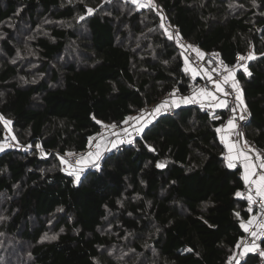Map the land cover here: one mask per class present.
Segmentation results:
<instances>
[{"label": "trees", "instance_id": "1", "mask_svg": "<svg viewBox=\"0 0 264 264\" xmlns=\"http://www.w3.org/2000/svg\"><path fill=\"white\" fill-rule=\"evenodd\" d=\"M156 1L184 39L226 64L253 50L251 75L239 72L237 81L251 116L246 136L264 149V0ZM160 25L152 9L135 11L126 0H0V117L31 146L0 151V264L232 258L245 232L240 223L254 208L236 196L244 182L239 168L226 166L215 131L223 120L182 106L103 156L78 183L52 153L83 151L102 125L188 90L190 75ZM74 43L86 65L59 67ZM29 52L35 56L21 58ZM4 129L0 122V144ZM49 226L57 238L42 243ZM258 246L264 250V236ZM240 264L260 257L248 252Z\"/></svg>", "mask_w": 264, "mask_h": 264}, {"label": "built area", "instance_id": "2", "mask_svg": "<svg viewBox=\"0 0 264 264\" xmlns=\"http://www.w3.org/2000/svg\"><path fill=\"white\" fill-rule=\"evenodd\" d=\"M153 12L158 16L160 19L161 23V16L158 15V12L163 15L165 18L163 23L165 25V29L168 30V33L173 36V39H169L174 47L178 50L179 54L181 55L185 67V58H187L191 62V66L197 68V70L203 69V71H198V75L195 80L192 79L191 73L189 72L188 74L190 75L191 78V85L189 86L188 90L184 93H181L177 90L170 91L166 93L159 101L156 103H153L151 105H148L144 107L142 110L131 116L130 118H137L141 117V114L143 113V119L139 120V122L135 119H129L126 118L122 123L116 124L115 127H111L112 125H103L102 130L94 135H91L88 138L86 148L83 151L72 153L73 155L64 157L65 155H60L59 153L52 151V153L57 157V159L61 163V158H63L67 163L62 164L61 163V169H66L62 170V172L70 177V178H75L74 176L68 175V171L71 170L73 167H83V172L81 173V178L86 176L88 173L94 171L96 167L90 162L88 153H96L98 150L101 152V157L97 161V163H100V160L102 159L103 156H105L108 153L115 152L119 147L124 146V145H130L132 144L136 139H138L141 135L142 132L137 133L136 129L140 127L141 124L144 123L145 120L151 119V123L156 121L157 118H159L162 115H172L174 111H176L178 108L182 106H195L201 109L200 105L198 103H189V104H184L181 101V98L183 97H191L194 92L198 91L201 88H207L210 91H215L214 85L211 81L208 80L207 76L204 75V72H207L209 75L212 76L213 80H219L221 77L217 75V71H214V69H217L221 72L222 75H226L227 73L223 72V66L227 65L229 68H233V66H236L238 64L237 57H235L234 63L232 65L226 64L223 60L220 59L217 53H210V52H205L195 46H193L189 41L184 39L180 31L177 27L172 25L168 17L165 16L163 13L162 9L159 7L157 10H153ZM179 34L180 37V43L178 44L175 35ZM168 37V35H167ZM188 45L193 46L192 48H187ZM193 49H199L200 52L204 53L203 59H199L196 56V53ZM249 52L253 53L252 49L247 50L245 53L240 54L243 56H247ZM183 53V55H182ZM222 62V63H218ZM250 61L247 62V67ZM245 62L244 61H239V64L243 65ZM239 72H244L242 68H238L235 70V77L237 80V74ZM239 83V82H238ZM240 86V91H241V99H242V89L241 85ZM225 90L230 93L229 96L227 97H221L222 99H227L228 101V108H214L210 106L207 102H205V107L201 109L204 112H207L210 116V120L217 122V121H222L223 123H227L228 119L232 118L233 116L237 117L236 123L238 125V131L243 134L242 139H238V137L235 135L234 137V142H238L239 145L242 147L245 142H247L248 145L252 147V152L249 154L252 156L254 159L255 163V157L256 155H261V158L264 159V149L260 148L257 146L252 140L247 138L246 136V129L250 121V111L248 107L244 103V107L247 109L246 112H241L240 108L237 107L238 101L236 100L235 92L233 89L230 87V85H223ZM217 96H220L219 93H216ZM243 100V99H242ZM165 101H168V103L165 105V108L161 109V113L156 115L155 118L152 117V111L154 108H156L158 105H161ZM173 101L179 102V106L175 107L173 106ZM244 102V101H243ZM237 107V110L235 113L231 111V108ZM241 115H244L245 119L240 120L239 117ZM219 117V118H216ZM127 120V123L125 121ZM151 123L147 124L150 125ZM146 126V127H147ZM145 127V128H146ZM144 128V129H145ZM3 136L5 139V142L3 141L2 145H4V148L8 150H17V151H22V152H29L31 150V146L29 144H20L17 141L13 139L12 133L9 129L5 128L3 132ZM126 140H131L132 143H126ZM113 141H119L118 147L113 148L112 147V142ZM100 145L99 149L97 148V145ZM5 148V149H6ZM83 158L84 163L82 165H78L77 162L80 161ZM259 171V168L257 169ZM241 193L243 194V198L247 199L248 195V189L243 187L241 190ZM254 195V192H253ZM256 202L253 203V208H254V217L255 220L258 222L262 218H264V208H262L261 203L259 202V197H255ZM255 230V225L250 227L249 232H244V235L240 239V241L237 244L236 251L232 258L226 263V264H237V261H239V264L245 259L244 256H240L239 253L242 252L245 248V246L251 247L252 242L254 238L251 236V231ZM256 244V240L254 241ZM239 245V247H238ZM256 246V245H255ZM255 253H257L260 257V264H264V256H262L260 253L264 252V250L260 249L259 246L257 245L255 247Z\"/></svg>", "mask_w": 264, "mask_h": 264}, {"label": "snow or ice", "instance_id": "3", "mask_svg": "<svg viewBox=\"0 0 264 264\" xmlns=\"http://www.w3.org/2000/svg\"><path fill=\"white\" fill-rule=\"evenodd\" d=\"M132 4H134L137 9L140 8H150L152 10L157 9V5L153 2V0H130ZM94 9L87 8L86 12L88 15H91L93 13ZM158 15L161 16V28H165V25L163 23L164 17L162 14L158 12ZM80 20L85 19V17L82 15L79 17ZM165 34L168 35V39H173V36L168 33V30L165 29ZM175 39L177 43H180V37L177 33L175 35ZM193 46L188 45L187 48H192ZM196 53V56L199 59H203L204 53L200 52L199 49H193ZM183 55V53H182ZM255 55L252 52H249L247 56L238 55L237 60L238 64L236 66H233V68H229L227 65L223 66V72L227 73L226 75H222L221 72L217 69H214V71H217V75L221 78L219 80H213L212 76L209 75L207 72H204V75L207 76L208 80L211 81L214 85L215 91H210L207 88H201L198 91L194 92V94L191 97H183L181 98L182 103L189 104V103H198L203 109L205 107V102H207L210 106L214 108H228V101L227 99H222L221 97H227L230 95L229 92L225 90L223 85H230V87L235 92L236 100L239 102L237 107L240 108L241 112H246L247 109L244 107V102L241 99V91L238 81L235 77V70L238 68H242V70L247 75H251V73L248 70L247 62L255 59ZM239 61H244L245 63L243 65L239 64ZM222 63V62H218ZM186 73H191L192 79L195 80L198 71H203V69L197 70V68L191 66V62L185 58V67L183 69ZM23 79V78H21ZM216 93H219L220 96H217ZM168 103V101H165L161 105H158L156 108L152 111V117L155 118L156 115L161 113V109L165 108V105ZM173 106L178 107L179 102L173 101ZM237 107L231 108V111L233 113L236 112ZM219 118V117H216ZM129 119H135L139 122V120L143 119V113L141 114V117L137 118H129ZM237 117L233 116L232 118L228 119L226 125L224 127H218L215 129L216 133L219 134V139L221 143L224 146V149L226 151V155L224 156V160L226 161V166L230 169L235 168L237 166V163H239V166L243 169L241 179L244 182L245 187L248 189V195H247V201L249 205V211H251V206L253 203L256 202L255 197H259V202L261 203L262 208H264V159L261 158V155H256L255 160L256 163L253 162L252 158L249 156L248 153L252 152V147L245 142V144L241 147L238 142H233L232 136L235 134L238 139H242L243 134L238 131V125L235 122ZM240 120L245 119L244 115H241L239 117ZM0 120H3L5 126L7 127L9 124H11V121L4 120L3 117H0ZM151 119L145 120L143 124L140 125L139 128L136 129L137 133H140L144 130V128L147 126V124L151 123ZM99 123V122H98ZM127 123V120L125 121ZM111 127H115V125H112ZM15 139V137H13ZM126 143H132L131 140H126ZM119 141H113L112 147L116 148L118 147ZM37 148L40 147V145H36ZM100 145H97V148L99 149ZM4 150V145L0 144V151ZM66 156L73 155L72 153H66ZM264 155V154H262ZM88 157L90 162L99 169V164L97 161L101 157V152L98 150L96 153H88ZM61 163L66 164L67 162L61 158ZM84 163L83 158L77 162L78 165H82ZM158 168L164 167L163 164H157ZM259 168V171L257 170ZM66 170V169H62ZM83 172V167H73L71 170L68 171V175L75 177V182H80L81 179V173ZM254 192V195H253ZM237 197H242L243 194L241 192L236 193ZM237 216L239 214L237 213ZM255 225V230L251 231V236L254 238L251 247L245 246L244 250L239 253L240 256H244L246 253L254 251L255 250V243L254 241L256 239H259L261 236H264V218H262L260 221H256L255 218H250L247 220V222L241 221L240 227L245 231L249 232L250 227ZM56 236L48 237L46 236L45 239L55 240ZM239 247V245H238ZM191 251V250H189ZM262 256H264V252L260 253ZM237 264H239V261H237Z\"/></svg>", "mask_w": 264, "mask_h": 264}, {"label": "rangeland", "instance_id": "4", "mask_svg": "<svg viewBox=\"0 0 264 264\" xmlns=\"http://www.w3.org/2000/svg\"><path fill=\"white\" fill-rule=\"evenodd\" d=\"M126 1H127V3H130V5L134 8L135 11H140V10H143V9H150V8H147V7L137 9V7H136L134 4H132V3L130 2V0H126ZM153 2L157 5V9H158V8H159V4L157 3V1H156V0H153ZM157 9H156V10H157ZM31 35H32V33L28 35V39H29V37H30ZM77 48L80 49V47L74 43L70 49H67V50L65 51L64 56L61 57L60 60H59V61H56L55 63H56L59 67H66L68 64H71V63H74V64H75L76 66H78V67H80V66L84 67V66L86 65V63H84L83 58H82V56L80 55L81 53H79L80 51L77 50ZM1 55H2V53L0 52V60L3 58V57L1 58ZM29 56H35V54H33L32 52H29V53L27 54V56L21 55V58L26 59V61H29V59H30ZM34 58H36V57H34ZM34 58H33V60H35ZM35 62H36V61H35ZM35 62H32L33 65H30L31 69H32L33 67H35V66L38 65V64H36L37 62H36V63H35ZM25 67H27V66H25ZM28 67H29V65H28ZM56 68H57V67H56ZM57 69H58V68H57ZM160 99H161V98H160ZM160 99H159V100H160ZM159 100H158V101H159ZM128 118H130V117H128ZM4 120H6V119H4ZM0 122L2 123V125H3L5 128L11 130V124H9V125L6 127L5 124H4V122H3V120H0ZM102 126H103V125H102ZM13 137H14V136H13ZM234 137H235V136H234ZM14 140L17 141L16 138H15ZM17 142H18V141H17ZM5 148H6V146H5ZM6 149H7V148H6ZM40 151L44 154V150H43V149H40ZM64 157H67V156L65 155ZM58 161H59V160H58ZM49 223H53V220H51V222H49ZM49 228H50V232L48 231V232L43 236V239H42L40 242L44 243V242H51V241H53V240H50V239H45L46 236H48V237L56 236V237H57V233H53L52 227L49 226ZM255 245H256V246L258 245V239H256V244H255ZM26 252H27V247H25V254H23V255L21 254V255L25 257V256H26ZM17 258H18V257H15V259H17Z\"/></svg>", "mask_w": 264, "mask_h": 264}, {"label": "crops", "instance_id": "5", "mask_svg": "<svg viewBox=\"0 0 264 264\" xmlns=\"http://www.w3.org/2000/svg\"><path fill=\"white\" fill-rule=\"evenodd\" d=\"M224 125H226L225 123H223L222 124V126L221 127H224ZM234 136H235V134H233V136H232V140H233V142H234ZM218 137H219V134H218ZM224 147V146H223ZM249 154V153H248ZM226 155V151H225V149H224V155L223 156H225ZM249 156L252 158V156L249 154ZM252 160H253V162L255 163V161H254V159L252 158ZM226 162V161H225ZM235 168H239L240 169V173H241V175H242V172H243V169L239 166V163H237V166L235 167ZM254 217V215L251 217V218H253ZM255 218V217H254Z\"/></svg>", "mask_w": 264, "mask_h": 264}]
</instances>
